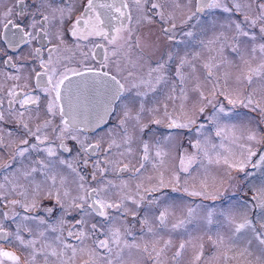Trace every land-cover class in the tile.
Segmentation results:
<instances>
[{
    "label": "snow or ice",
    "instance_id": "snow-or-ice-1",
    "mask_svg": "<svg viewBox=\"0 0 264 264\" xmlns=\"http://www.w3.org/2000/svg\"><path fill=\"white\" fill-rule=\"evenodd\" d=\"M0 264H264V0H0Z\"/></svg>",
    "mask_w": 264,
    "mask_h": 264
},
{
    "label": "flooded vegetation",
    "instance_id": "flooded-vegetation-1",
    "mask_svg": "<svg viewBox=\"0 0 264 264\" xmlns=\"http://www.w3.org/2000/svg\"><path fill=\"white\" fill-rule=\"evenodd\" d=\"M173 195H175V194H173Z\"/></svg>",
    "mask_w": 264,
    "mask_h": 264
}]
</instances>
